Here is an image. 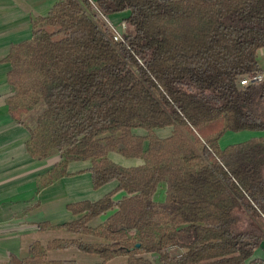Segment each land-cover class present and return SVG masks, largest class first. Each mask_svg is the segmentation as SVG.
<instances>
[{"label":"trees","instance_id":"obj_1","mask_svg":"<svg viewBox=\"0 0 264 264\" xmlns=\"http://www.w3.org/2000/svg\"><path fill=\"white\" fill-rule=\"evenodd\" d=\"M126 13L121 41L103 20ZM32 39L10 49L11 117L41 106L25 126L38 161L58 155L52 179L72 161L91 162L94 190L116 182L97 202L72 204L84 214L30 250L76 248L106 264H253L264 242V0H58L34 23ZM169 129L159 138L157 130ZM143 131L140 136L135 131ZM258 133L220 145L228 133ZM116 152L143 164L124 168ZM165 186L162 203L153 196ZM119 191L126 196L114 203ZM116 210L95 229L89 222ZM46 226V225H44ZM94 239V242H92ZM174 247L182 251L169 253ZM147 257V258H146ZM28 259L26 260V263ZM260 264L259 262H257Z\"/></svg>","mask_w":264,"mask_h":264},{"label":"crops","instance_id":"obj_2","mask_svg":"<svg viewBox=\"0 0 264 264\" xmlns=\"http://www.w3.org/2000/svg\"><path fill=\"white\" fill-rule=\"evenodd\" d=\"M57 1L0 0V264H37L30 254L34 244L44 245L53 239H77V234L57 229L84 216L72 214L68 206L85 201L97 202L117 186L116 182H111L94 190L90 161L69 162L66 175L53 180L52 170L59 163V156L54 154L38 161L27 150L29 134L26 127L30 125L25 121L29 122L34 118L40 112L41 106L23 116L26 127L16 122L8 110V100L15 90L8 82V73L12 66L6 61V57L13 46L31 41L34 23L45 18ZM125 17L126 13L114 14L108 16L107 20L118 25ZM135 133L144 135L140 130ZM169 134L168 128L156 131L159 138H166ZM257 134L228 132L220 140V145L224 148L246 141ZM107 158L124 168L143 164L140 159H127L116 152H109ZM125 196L123 191H119L112 197V201L117 203ZM164 197L165 186L160 185L153 200L162 203ZM115 210L116 208L99 216L87 226L95 229ZM152 256L154 255H150V258ZM43 259L45 262L73 261L76 264L100 262L97 256L85 254L74 247L48 251ZM148 260L152 261L149 258ZM252 260L264 264V242L255 251ZM106 264H127L126 257H116Z\"/></svg>","mask_w":264,"mask_h":264},{"label":"built area","instance_id":"obj_3","mask_svg":"<svg viewBox=\"0 0 264 264\" xmlns=\"http://www.w3.org/2000/svg\"><path fill=\"white\" fill-rule=\"evenodd\" d=\"M92 1V0H91ZM103 20L107 23V25L110 27L112 30L113 36L112 40L114 42H119L121 41V35L123 31L126 29L125 24L123 22L119 23L118 25H113L110 23L107 18L102 17ZM264 74L263 73H258V74H248L245 75L242 79L239 81L240 86H247L252 83H259L263 80ZM262 219L264 220V214H261ZM169 253H175L177 256H179L182 251L179 249H176L174 247H170L167 249ZM253 264H258V263H253Z\"/></svg>","mask_w":264,"mask_h":264},{"label":"rangeland","instance_id":"obj_4","mask_svg":"<svg viewBox=\"0 0 264 264\" xmlns=\"http://www.w3.org/2000/svg\"><path fill=\"white\" fill-rule=\"evenodd\" d=\"M262 51H258V53H257V59H258V62H259V65H260V67L264 70V49H261ZM24 116V115H23ZM26 122V124H28L29 123V125L30 126H33L32 125V118L30 119V121L28 122L27 120L25 121ZM258 136H264V134L263 133H261V134H258ZM225 141V140H224ZM225 143V142H224ZM147 258V257H146ZM148 258L150 259V260H152L151 261V263L152 264H155L156 263V257L155 256H152V258H150V256H148ZM147 258V259H148Z\"/></svg>","mask_w":264,"mask_h":264}]
</instances>
